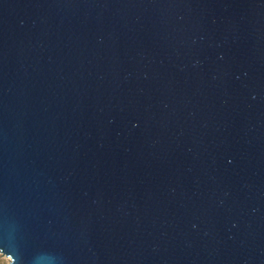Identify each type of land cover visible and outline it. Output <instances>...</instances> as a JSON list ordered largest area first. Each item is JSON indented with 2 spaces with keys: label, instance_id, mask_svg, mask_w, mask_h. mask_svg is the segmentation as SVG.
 Instances as JSON below:
<instances>
[{
  "label": "water",
  "instance_id": "95a60500",
  "mask_svg": "<svg viewBox=\"0 0 264 264\" xmlns=\"http://www.w3.org/2000/svg\"><path fill=\"white\" fill-rule=\"evenodd\" d=\"M10 264H264V0H0Z\"/></svg>",
  "mask_w": 264,
  "mask_h": 264
},
{
  "label": "rangeland",
  "instance_id": "374dc122",
  "mask_svg": "<svg viewBox=\"0 0 264 264\" xmlns=\"http://www.w3.org/2000/svg\"><path fill=\"white\" fill-rule=\"evenodd\" d=\"M0 264H10V258L0 254Z\"/></svg>",
  "mask_w": 264,
  "mask_h": 264
}]
</instances>
